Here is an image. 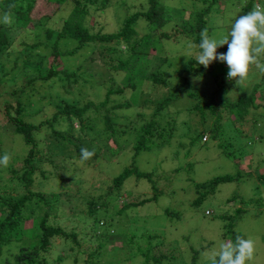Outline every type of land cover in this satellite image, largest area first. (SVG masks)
Here are the masks:
<instances>
[{
    "label": "trees",
    "instance_id": "trees-1",
    "mask_svg": "<svg viewBox=\"0 0 264 264\" xmlns=\"http://www.w3.org/2000/svg\"><path fill=\"white\" fill-rule=\"evenodd\" d=\"M43 1L56 6L70 7L67 18L56 20L61 21L60 26H57L56 22L53 23L56 27L50 25L54 17H43L41 20L33 18L34 9L39 5L40 0H0V74L5 69L4 60L7 62L14 58L15 64L22 62L24 66L33 68L43 81L51 83L65 79L77 81L79 73L71 70L68 62L78 53L91 49V53L97 54L101 61L100 71L96 73L97 77L101 79L109 73L114 78L117 77L118 82L114 80V83L119 85L117 89H109L105 100L100 103L89 102L83 107L68 102L58 103L57 112L53 117L40 125L24 120L28 108L32 106V100L27 97L26 91L19 93L20 98L17 100L16 107L9 101L5 102L9 124L4 125V129H14V134L21 136L24 148L28 147L29 150L22 160L23 167L15 169L11 165L9 172L12 173V179L9 182V188L0 187V264H64V261L72 256L76 262H79L81 255L83 264H102L107 253L111 258L109 264H119L116 257L121 252L120 248L117 246L109 248L114 233L103 226L105 224L100 225L104 219L102 221L98 215L108 210L115 199V192L123 191L125 182L132 177L139 181L148 180L156 196L133 204L124 202L121 204L119 214H124L129 208L152 202L157 199L160 192L152 179L153 175L143 173L135 165L110 179L109 182L101 184L103 189L100 190H97L96 185L97 181L102 179H96V176L89 179L87 173L91 170L97 171L96 165L100 158L98 153L103 149H109L110 146H117L116 141L131 130L132 120L128 117L121 118L112 111L118 108H130L137 104L136 91L140 86L149 84L152 88L158 86L169 88V93L158 102L152 119L142 125L134 158H137L142 150L154 151L157 147L156 141L152 140L154 132H160L162 136L166 127H171V132L166 139L170 142L176 120L165 121L163 115L172 104L182 99L181 95L184 93L187 97L198 100L195 110L201 116L199 126L196 128L190 122L186 123L190 135H195L192 144L197 141L203 142L204 138L210 141V135L216 140L217 135L223 133L222 129L226 126L229 128L230 125L240 127L244 130L243 135L251 136L253 140L257 137V140L261 142L264 140L260 126L264 124V111L263 113L252 111L261 109L255 105L258 93L255 90L251 94L240 97L234 103L226 101L227 103L222 104L228 112L230 121L225 125L221 122L222 118L218 113L219 105L208 97L204 88L200 89L185 78V74L201 78L214 76V62L205 68L198 65L196 59H189L179 73V85L171 87L173 83H169L165 70L160 66L165 58L152 53V50L158 51L156 50L159 45L157 40L163 45L166 41L176 43L180 39H186L198 45L203 33L211 36L208 16L217 9L219 0H193L194 12L185 24L175 29L174 33L165 32V27L172 22L176 24L183 17L184 11L166 8L161 0H147L148 7H143L144 10L126 17L119 30L114 33H104L102 28L95 31V27L99 25L96 22L95 13L105 12L111 0ZM260 1L264 8V0ZM195 2H201L204 5L203 8L197 9ZM253 2L254 0H249L245 10ZM4 14L9 15L8 23L3 22ZM142 21L145 22L148 30L145 36H141L138 31ZM43 31H46V40L40 44L34 43L32 39L39 40ZM16 42H20L22 50L15 49ZM39 46H43L49 52L48 55L39 54L38 59H35L33 51ZM227 50L225 45L217 49L218 53H226ZM103 71L106 72L102 73ZM85 72L87 73L86 70ZM85 72L81 74L86 75ZM3 79L0 78V82ZM128 90L133 92L130 102L118 108H107L112 95H126ZM17 93L18 91L13 94ZM120 119H123L124 127L118 131ZM133 120L135 124L139 123L137 119ZM44 126L48 128L46 135L48 139L45 142L47 147L45 150H40L38 137L45 130ZM106 135H108L107 139ZM219 147L224 149L227 146L221 143ZM81 148L93 151L94 155L87 161L81 160ZM187 154L190 153L187 152ZM226 155L230 157L231 154ZM15 161H17L16 158ZM46 164H50L54 171L47 172ZM37 173L41 175L38 179H36ZM238 180L240 179L234 175H226L216 177L208 183L196 184L195 188L200 197L194 205L199 207L206 198L218 191L221 184ZM91 181H93L92 187L95 188L93 195L88 191ZM235 199L237 200L236 197ZM239 202L243 203V201ZM241 211L244 210L241 209ZM165 214L174 216L176 212L167 209ZM70 220L77 222V225L69 231L61 223ZM31 222L32 227L24 230V225ZM232 229L233 227L229 225L228 230L231 232ZM123 234L120 237L113 236L125 247H134V237ZM154 238L156 237L145 238L146 249L136 247V255L141 257L143 264H173L174 260L177 264V259L172 255L171 246L164 244V241H160L159 238L157 239L160 243L154 246L152 244ZM57 239L63 240L64 248L55 245ZM13 242L19 243L16 245L18 250L15 255L10 254L12 252L10 246ZM115 247L117 249L113 251ZM209 247L202 248L209 249ZM64 250L67 251L66 255H61ZM192 252L191 264H197L200 253ZM8 255L12 258L10 259ZM53 256H56L54 260ZM183 264L188 262L184 261Z\"/></svg>",
    "mask_w": 264,
    "mask_h": 264
},
{
    "label": "rangeland",
    "instance_id": "rangeland-1",
    "mask_svg": "<svg viewBox=\"0 0 264 264\" xmlns=\"http://www.w3.org/2000/svg\"><path fill=\"white\" fill-rule=\"evenodd\" d=\"M161 1L166 8L184 11L183 17L176 24L172 22L165 27V32L174 33L175 29L185 24L194 12L193 0ZM44 2L40 0L39 5L35 7L33 18L41 20L43 17H54L50 25L56 27L53 24L56 22L57 26H60L61 21L56 20L67 18L70 7ZM248 2L249 0H219L217 9L208 16V25L211 29L210 37L219 38L222 33L227 34L235 18L246 15L255 7L263 8L260 0H254L245 10ZM195 3L197 9L204 6L201 2ZM143 7H148L147 0H111L109 8L105 12L95 13L96 22L99 24L95 27V31L99 28H102L104 33L118 31L126 17L144 10ZM138 31L141 36L148 33L145 22H140ZM45 35L46 31H43L39 40L32 39V37L31 39L34 43L40 44L46 40ZM157 42L161 46L157 45L156 50L158 51L152 50V53L165 58L160 66L165 70L169 83H173L171 87L179 85V73L184 69L189 59H196L198 47L186 39H180L176 43L166 41L163 42V45L162 42L160 43L158 40ZM189 43L194 47L188 48ZM225 46L227 47V45ZM14 47L17 51L22 50L20 42H16ZM48 52L49 50L39 46L33 51V57L38 59L39 54L48 55ZM186 53L188 57L184 56ZM13 59L11 58L7 62L4 60L5 69L0 74V78L4 77L0 82V155L7 153L11 157L7 167H0V187L7 188H9L8 185L12 179V173L9 172L11 165L15 169L23 167L22 160L27 155L29 148H24L21 136L14 134V129H4V125L9 124L5 112L6 101L16 107L17 100L20 98L19 93L26 91L27 97L32 100V106L28 108L24 120L40 125L53 117L57 112L56 105L58 103H74L80 107L89 102L100 103L105 100L109 89H117L119 85L114 83V80L118 82L117 77L114 78L109 73L101 79L97 77L96 73L100 71L101 61L97 54L91 53V49L78 53L68 62V67L79 73L77 81L74 79L58 80L55 83L43 81V78L33 68L24 66L22 62L15 64ZM259 62L264 65V54L261 55ZM213 65L214 76L201 78L185 74V78L200 89L204 88L208 97L219 105L218 113L222 118L221 122L225 125L230 123L228 112L222 104L234 103L240 97L251 94L255 90L258 91L255 105L261 109L252 111L263 113L264 71L253 66L249 79L244 85L238 86L233 80L228 79L226 63L217 60ZM82 72H85L86 75L81 74ZM104 72L106 71L102 73ZM118 78L120 79V77ZM258 87L260 88L258 89ZM168 89V87L160 86L152 88L149 84L140 86L136 91L138 93L135 99L137 104L130 108L118 107L131 101L133 95L131 90H128L126 95L111 96V102L107 108L117 107L118 109L113 110L112 113L120 115L121 118L131 119V130L119 141H116L117 146H110L109 149H103L98 153L100 158L96 165L97 171H89L87 173L89 179H93V176H96V179L101 178L102 180H98L96 185L97 190H100L103 189L101 184L109 182L110 179L119 176L127 168L135 165L143 173L153 175L152 179L156 182V188L160 195L144 206L132 207L124 214H119L121 204L124 202L138 203L147 198L153 199L156 194L148 180L139 181L134 177L125 182L123 191L115 192V199L111 202L108 210L98 215L102 221L104 219L100 225L105 224L103 226L114 233L113 235L116 237H120L123 233L129 237L133 236L135 245L134 247H125L122 243H118L112 235V244L109 248L113 246L120 248L121 252L116 257L119 264H143L141 257L136 255V247L140 246L141 249H146L145 238L155 236L152 244L155 246L160 241H164V244L170 245L177 264H183L184 261L191 264L192 251L200 253L197 264H211L212 253L218 249L221 241L234 242L235 237L241 235L251 238L255 242V256L251 264H264V140L260 142L257 137L253 140L251 136L243 135L244 130L240 127H236V125L231 127L232 125H230L229 128L226 126L222 129L223 133H219L216 140L210 135V141L208 138H204L203 142L197 141L192 144L195 135H190L186 123L190 122L196 128L199 126L201 116L195 110L198 100L187 97L184 93L181 95L182 99L172 104L163 115L165 121L176 120L170 142L166 139L171 132V127H166L162 136H160V132H154L152 140L156 141L157 146L154 151L142 150L139 152V156L134 158L135 147L139 144L137 142L139 131L142 125L152 119L158 102L169 93ZM16 91L18 93L13 94ZM186 107L188 109H185ZM133 119H137L139 123L135 124ZM128 122L130 123V120ZM118 125H120L118 131L123 129V119L119 120ZM260 126L264 134V124ZM43 129L45 130L38 137L40 150H45L47 147L45 142L48 139L46 136L48 128L44 126ZM107 138L108 135H106ZM221 143L227 147L220 148ZM187 152L190 154L188 155ZM227 153L231 154L230 157L226 155ZM174 157L177 159L174 160ZM45 170L47 172L54 171L50 164L45 165ZM226 175H234L240 180L220 185L218 191L206 198L199 207L194 205L200 197L195 188L196 184L208 183L216 177ZM40 177V173H37L36 179ZM92 185L93 181L89 184L88 191L93 195L92 192H95V188ZM102 193L104 192L102 191ZM233 197H236L237 200L231 201ZM239 201H243V203ZM167 209L175 211L176 215L167 216L165 214ZM212 211V215L207 213ZM61 224L70 231L76 227L77 222L70 220ZM229 225L233 227L231 232L228 230ZM31 227L32 222L25 224L23 229L28 230ZM23 235L26 236L24 233ZM121 239L124 240V238ZM18 244L12 243L10 254H17L16 245ZM55 245L64 248L62 239H57ZM203 246L210 247L203 249ZM116 249L115 247L113 251ZM66 253L67 251L64 250L61 255H66ZM8 257L12 258L9 255ZM55 258L56 256H53V260ZM82 259L81 255L80 261L76 262L72 256L64 261V264H83ZM110 261L111 258L107 253L102 264H109ZM173 264H176V260L173 261Z\"/></svg>",
    "mask_w": 264,
    "mask_h": 264
},
{
    "label": "clouds",
    "instance_id": "clouds-1",
    "mask_svg": "<svg viewBox=\"0 0 264 264\" xmlns=\"http://www.w3.org/2000/svg\"><path fill=\"white\" fill-rule=\"evenodd\" d=\"M2 19L4 23H8L9 15L4 14ZM224 45H227V52L218 53L217 49ZM193 47L191 43L188 44V48ZM195 47L199 49L196 55L198 65L207 68L217 60L226 63L228 79L233 80L238 86L244 85L249 79L253 66L264 71V65L259 62L261 55L264 54V8L255 7L246 15L235 18L231 23L230 31L227 34L222 33L219 38L203 33L200 43ZM184 56L188 57V54ZM93 155L94 152L87 148L80 150L81 160L87 161ZM10 159L7 153L0 155V167H7ZM232 199L234 200L235 197ZM207 213L212 215L213 211ZM254 256V240L237 235L234 242L219 243L218 249L212 253L211 264H251Z\"/></svg>",
    "mask_w": 264,
    "mask_h": 264
}]
</instances>
